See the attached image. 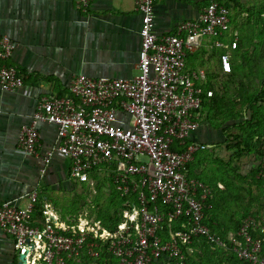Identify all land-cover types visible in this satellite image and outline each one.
Returning <instances> with one entry per match:
<instances>
[{"label": "built area", "instance_id": "obj_1", "mask_svg": "<svg viewBox=\"0 0 264 264\" xmlns=\"http://www.w3.org/2000/svg\"><path fill=\"white\" fill-rule=\"evenodd\" d=\"M74 1L78 10L86 11L93 0ZM133 1L141 17L138 74L127 79L78 75L65 96L39 99L18 139L23 154L35 155L39 124L53 125L56 151L71 164L70 178L89 187L96 184L94 175L106 178L126 198L121 221L110 230L88 213L63 220L47 201L40 219H32L35 192L26 195L24 207L18 199L0 202V230L12 238L18 264H79L84 248L95 257L97 247H106L120 264H153L160 258L184 264L181 246L187 247L192 238L221 245L204 223L210 190L188 172L194 156L208 147L190 138L198 128L206 75L186 70V59L209 41L210 49L221 50L222 73H231L229 51L239 39L230 34L229 0H207L194 21L162 37L153 30L156 0ZM14 49L15 43L0 35V90L6 93L24 87L22 76L8 64ZM175 143L183 149L174 150ZM258 168L256 179L264 182V157ZM165 222L170 239L163 242L156 233ZM176 223L180 230L174 232ZM227 240L239 259L264 264L262 222L247 217Z\"/></svg>", "mask_w": 264, "mask_h": 264}, {"label": "crops", "instance_id": "obj_2", "mask_svg": "<svg viewBox=\"0 0 264 264\" xmlns=\"http://www.w3.org/2000/svg\"><path fill=\"white\" fill-rule=\"evenodd\" d=\"M239 2L235 10H230L237 14L231 32L237 33L239 39L237 50L229 51L231 72L236 71L237 82L250 84L256 92L264 89V13L258 17L264 0ZM206 5L207 0H156L154 33L158 37L173 35L181 23L194 21ZM140 27L141 17L133 0H93L86 11L78 10L74 0H0V35L15 43L8 64L17 69L24 81V87L14 93L0 90V202L18 199L19 207H24L28 203L26 195L45 193L43 202H50L55 208L52 198L84 185L70 178V161L56 151L53 125L39 124V148L31 156L19 149L20 129L30 123L41 97L65 96L78 75L112 79L136 76ZM211 52L216 76L225 77L218 61L221 50L210 49L209 41L187 55L186 70H201L207 80L209 69L204 59ZM224 93L231 99L238 96L234 89L232 93L218 91L221 96ZM217 125V119L203 106L198 128L190 138L208 150L198 153L207 155L194 158L191 177H200L195 173L209 154L216 153L215 157L221 152L229 158L231 152L223 145L225 135ZM230 134L237 131L227 135ZM247 160L253 162L252 166L258 163L253 156L242 161ZM200 181L214 186L216 180L202 172ZM0 264H18L13 240L1 230Z\"/></svg>", "mask_w": 264, "mask_h": 264}, {"label": "trees", "instance_id": "obj_3", "mask_svg": "<svg viewBox=\"0 0 264 264\" xmlns=\"http://www.w3.org/2000/svg\"><path fill=\"white\" fill-rule=\"evenodd\" d=\"M239 5V0H229L227 7L230 10H235ZM263 13L264 2L262 3V10L258 12V17ZM213 56L204 59V64L208 65L209 72H207L208 77L206 82L201 87V91L203 92L201 109L203 106L207 107L211 116L217 119V128H221V132L226 138L223 145L231 152L228 162L232 160L242 162L243 159L253 156L258 163L248 173L242 172L240 166L233 168L231 172L224 169L219 178L221 182L220 187L204 183L210 190V196L205 203L204 213L206 218L204 223L209 228L211 234L218 241H221V245L211 243L203 237H194L187 247L181 246V250L185 257L184 264H248L239 259L228 242L227 236L231 232H237L242 222L249 215H253V213H250L251 201L246 204L245 200L246 196L252 197V187H260L261 189L258 188V190L261 197L264 198V182L256 179L259 163L264 157V106H260V103L264 102V89L254 92V90L250 89V84L245 85L242 82H237L236 71L226 74L225 77L220 79L215 74L217 68L210 66ZM232 89L238 93L236 98L240 97L239 100L236 98L231 99V96L230 98L226 97V93L222 96L218 94V91L232 93ZM208 92H211L210 97L206 96ZM243 107H245L244 112H242ZM201 109L198 112L199 115ZM234 129L237 131V134L227 135ZM173 149L181 151L183 148H180L175 143ZM197 154L194 158H196ZM193 161L188 165L189 175L192 174L191 167ZM215 161L227 167V164H224L221 159L215 158ZM94 178L98 181L95 200L99 205L95 218L100 220L106 228L114 230L121 221V212L126 198H121L115 192L108 179L101 178L99 180L97 175H94ZM195 178L199 181L201 180L200 177ZM105 186L108 189V193H105L102 188ZM44 195L45 193L38 195V202L35 205L32 219H40ZM255 200L258 201V199ZM130 201H134L139 206L135 198L130 199ZM261 206L264 208V203H261ZM238 208L239 211H237ZM62 219L64 220L63 217ZM161 226L162 230L158 231L156 235L163 242L168 241L170 236L168 234L169 228L167 223H162ZM178 230H180L179 224H173L172 231L176 232ZM259 234L263 235V233ZM94 252L96 256L92 257L88 254L87 248H84L80 258L93 261L95 264H120L119 260L107 251L106 247H97L94 249ZM153 264L172 263L165 258H160Z\"/></svg>", "mask_w": 264, "mask_h": 264}, {"label": "rangeland", "instance_id": "obj_4", "mask_svg": "<svg viewBox=\"0 0 264 264\" xmlns=\"http://www.w3.org/2000/svg\"><path fill=\"white\" fill-rule=\"evenodd\" d=\"M229 20H230V34H231L232 33L231 29L234 26V23L237 21V14H235L234 11H230ZM211 56H212V52L208 53V57H211ZM212 60H215V59L213 58L211 59L210 66L215 68L214 65L216 63L213 64ZM225 150L227 149L225 148ZM228 153L230 154V152ZM215 154H212V155L209 154L210 156L208 155L207 159L203 161V163L201 164L199 168V171L197 170V172L195 173V175L200 176L201 179H202V172L205 175H212L216 180L215 182H213L215 185H218V183L221 184L219 178H220L221 172L224 171V169L231 172L233 171V168H237V166H240V169L242 172L248 173L249 170L253 167L252 166L253 162L251 160L242 161V162H238L237 160H232L231 162H228L229 161L228 158H226L225 155L223 156L221 152H218L217 154L218 156L214 157ZM201 155H207V152L198 154L196 158H198ZM215 158L221 159L222 162H224V164H227V167H224L220 163L215 161ZM99 180H101L100 177H99ZM97 184H98V181H96V184L94 187H89L88 185H79L82 187L78 188L77 190L72 189V190H69V192L67 193L59 194L60 198L58 197L52 198V203L55 206V208L58 210L61 217L64 218V220L68 217L73 218L83 213H88L89 216L95 217V213L98 210V206H99L95 200V197L97 195V189H96ZM102 188L105 191V193H108V189L106 188V186ZM258 188L260 187H252V191H251L252 197L246 196L245 200H246V204H248L249 201H251L250 203L252 205L250 208L251 209L250 213H253V215H249L248 217H253L257 219L258 221L264 223V208L261 206V203H264V198L261 197L260 191L258 190ZM249 198H251V200H249ZM255 199H258V201ZM237 211H239V208L237 209ZM79 264H95V263L93 261H87V260H84L83 258L82 259L80 258Z\"/></svg>", "mask_w": 264, "mask_h": 264}, {"label": "water", "instance_id": "obj_5", "mask_svg": "<svg viewBox=\"0 0 264 264\" xmlns=\"http://www.w3.org/2000/svg\"><path fill=\"white\" fill-rule=\"evenodd\" d=\"M22 260V258H19V261Z\"/></svg>", "mask_w": 264, "mask_h": 264}]
</instances>
